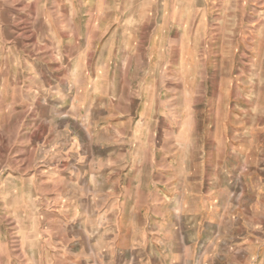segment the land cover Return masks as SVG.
<instances>
[{"label": "rangeland", "instance_id": "1", "mask_svg": "<svg viewBox=\"0 0 264 264\" xmlns=\"http://www.w3.org/2000/svg\"><path fill=\"white\" fill-rule=\"evenodd\" d=\"M144 1L0 0V264H264V0L240 3L236 23L218 18L228 2ZM221 30L253 34V65L239 54L237 71H190L182 48ZM137 94L158 100V118ZM137 113L152 130L141 141L158 145V176L167 158L184 157L181 128L199 129L218 164L206 167L211 211L189 215L168 200L182 212L172 230L102 214L105 184L88 176L154 158L131 140L136 124L122 129L125 143L107 126Z\"/></svg>", "mask_w": 264, "mask_h": 264}, {"label": "crops", "instance_id": "2", "mask_svg": "<svg viewBox=\"0 0 264 264\" xmlns=\"http://www.w3.org/2000/svg\"><path fill=\"white\" fill-rule=\"evenodd\" d=\"M160 0H145L144 2H158ZM170 2L171 0H161V2ZM191 0H188L190 2ZM254 0H193L192 2H228L224 3L221 6L222 14L218 18L220 22H237L239 14V4L242 2H253ZM137 2H142V0H137ZM217 4H214L215 7ZM242 6V5H240ZM226 8V9H224ZM228 9V11H227ZM228 14L226 15L225 13ZM242 11L240 10V13ZM247 13V11H246ZM144 21L153 22V16H147V19ZM137 22L141 23L142 19L140 18ZM218 33L214 37H210L209 34H199V43L201 47L196 48L195 45L189 41L187 47L182 48L184 64L189 65V70L197 69L199 72L205 74L206 70L213 69L217 71L227 70L225 67L229 64L230 71H237V59L236 57L240 55H246L249 58V62L253 65V54H254V37L253 34H246L244 37H239L236 30L235 31H223ZM244 43V44H243ZM140 50V47L137 46V51ZM199 54H202L204 57L201 60L198 58ZM213 55L214 60L212 61L210 56ZM246 58V61H247ZM200 65L201 69H200ZM190 70V71H191ZM236 73H234L235 75ZM191 79L194 82L202 84L203 76L198 77L194 74ZM220 81L221 76L219 75ZM232 80V78H231ZM231 83L236 85V80ZM220 87L223 86L222 82L218 83ZM193 86V84H192ZM141 94H137L135 101L139 104H143L146 109H150L149 119L154 120L158 118L157 114V105L158 100H147ZM179 98H171L167 102L174 105ZM191 103H198L197 99H193ZM196 106H190L184 112L189 117L197 116ZM195 113V114H194ZM231 115H233L231 113ZM168 118H175L173 115H168ZM146 120V117H141L139 113L137 116H132L128 114L122 117H112L111 123L108 124V128L116 130V134H119L123 137L124 143L126 142L127 135L123 128H127L128 125L134 126V140H142V135L151 136L152 130L149 126L146 130H142V126L138 123L143 120ZM137 120V121H136ZM138 124H137V123ZM114 123V124H112ZM110 134H114L111 132ZM180 135L185 136V142L182 143L184 148V157L166 159L165 165L163 167L165 170H160L161 175L158 176L157 172V160L155 156L158 150V145L152 142H142L136 143L137 149L145 151H150L151 155L154 156L152 159H143L137 158L136 160H117L108 162L107 173L101 175L95 171L91 173L89 181L92 183L97 180H102V197L109 200L108 206L103 210L102 214L108 215H133V218H129L130 224L131 221H135L137 217V230L139 229H153L158 230L163 229L172 230L174 221L176 219L175 215H182V212L179 213L169 204L168 200L174 198L182 199V209L187 212L189 215H198L204 213L205 209L211 211L212 204L209 201L213 198L211 194L205 195L204 185L206 182V167L208 166H217L213 161H208L205 158V146L199 142L198 138L195 136L199 135V129L190 125L183 126L179 132ZM126 144L123 148L125 149ZM251 149L253 148V143L250 144ZM246 169L250 171L253 168L252 163L247 159L246 160ZM135 168V170H132ZM149 168V169H146ZM82 176H76V179H81ZM88 179V178H87ZM175 183H178V186H175ZM94 192V198L98 196L99 190L94 186L89 188ZM261 197V208H264V194L262 193ZM114 199H118L117 202H114ZM134 200L127 208V202L129 200ZM144 199V201H143ZM208 199L206 202L201 200ZM128 209V210H127ZM133 225V224H132ZM153 225V226H152ZM186 251V249H185Z\"/></svg>", "mask_w": 264, "mask_h": 264}]
</instances>
